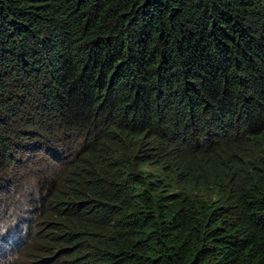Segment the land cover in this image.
<instances>
[{
    "label": "trees",
    "instance_id": "1",
    "mask_svg": "<svg viewBox=\"0 0 264 264\" xmlns=\"http://www.w3.org/2000/svg\"><path fill=\"white\" fill-rule=\"evenodd\" d=\"M55 142L9 264H264V0H0L1 201Z\"/></svg>",
    "mask_w": 264,
    "mask_h": 264
},
{
    "label": "clouds",
    "instance_id": "2",
    "mask_svg": "<svg viewBox=\"0 0 264 264\" xmlns=\"http://www.w3.org/2000/svg\"><path fill=\"white\" fill-rule=\"evenodd\" d=\"M220 129L222 130V128H220V126L217 127V129H212V128L210 129L208 126L204 127V129H201V132H200L201 135H199V140L197 141V144H196V147L198 150L196 154H198L199 151L201 153H203L204 154L203 159L208 160L207 162H210L209 164H211V162H213L214 160L218 159V158H215V159L211 160V158L214 156L212 151L219 148L218 152H220V148H222V147H221L220 142H215L214 138L209 139L208 135L210 134V132L220 131ZM206 138H208V139L206 140ZM79 142H81V141H79ZM78 143L75 144V146L72 149H67V150H65L67 148V143H65V142H55V144L52 145L51 151L55 154L54 157L57 158V160L56 159H54V160L59 162V164L56 167L52 166L51 160L47 159L45 157V154H43L45 162L42 161L43 158L37 159V165L32 169V171H33V174H37L40 176L39 181L35 185H33L34 190L31 189L26 193L25 198H17L16 199V201L20 200V203L22 201L34 203V204H32L31 210H33L35 213H32L30 219L26 220L24 222L23 228L20 227L21 229L19 228L18 230H14L15 227L18 226V223L13 224L12 221L8 220V216L4 218V216H5L4 211L0 212V219H2V221H3V223L0 225V251H2V256L0 257V264H9L10 261H13L17 258H20L19 253L27 251L28 246L32 242L31 239H34V233H36V231H33V230L36 229V227H37V220H38L37 219V213L41 210L42 196L46 195L49 191V188L46 185V181L49 179H53L56 176V173L61 172V169H60L61 163L63 162L64 159L70 157V155L73 151L75 153L80 152V150H79L80 144H78ZM217 146H219V147H217ZM51 151H47L50 157L53 156L51 154ZM39 152L43 153L42 151L35 149L33 151L32 155L33 154H39ZM196 154H195V156H196ZM203 154H201V155H203ZM32 155H30V159L23 161L21 168L18 167L19 172H20L18 175H16L14 177L13 175L16 174V172L13 170L8 174L7 178L12 181L10 187H15L16 189H23L26 187L27 182H26L24 170H25L26 163L28 161L34 159L32 157ZM61 159H62V161H61ZM203 162H206V161L202 160V163ZM44 164H46V167L43 166ZM50 168H53V169L50 170ZM42 173H49V175L45 176ZM238 174H239V176L229 175L228 177H223V178L219 179L216 183L213 184L214 187L212 186V188L218 189L220 186L222 187V185L226 182L229 184L232 180H237L238 178L242 179V175H240V173H238ZM242 181H244V180L242 179ZM240 187H236V188H240ZM236 188L231 190V192L235 191ZM9 190H10V188H9ZM231 192L227 193V195L224 199H222V197L219 198V200L217 201L218 203H214L216 201H214L213 203H210L211 201L208 200V198H209V196H208L209 193H208L207 200L205 202V209H206V206L212 207L214 204H219L220 202L221 203L224 202L225 199H227V197L230 195ZM7 194L4 196L2 201L0 200V205H2L3 202L5 203V201L7 203L13 202L12 196H9V198H8ZM217 207H220V205ZM216 208L212 207L211 209L214 210ZM31 218L33 219V222H29L31 220ZM22 220H23V215H22ZM34 224H36V225L33 226ZM9 246L11 247V249L9 251H6V249H8Z\"/></svg>",
    "mask_w": 264,
    "mask_h": 264
},
{
    "label": "rangeland",
    "instance_id": "3",
    "mask_svg": "<svg viewBox=\"0 0 264 264\" xmlns=\"http://www.w3.org/2000/svg\"><path fill=\"white\" fill-rule=\"evenodd\" d=\"M43 156L44 155L41 152H39V154L32 155L34 159L26 163L25 170H24V174H25L26 182H27L26 187L23 189H16L15 187H10V190L7 196L8 198L9 196H12L13 202L7 203L5 201V203L3 202V204L0 205V212L4 211V214H5L4 218L8 216V220L12 221L13 224L18 223V226L15 227L14 230H18L20 227L23 228L24 222L30 219L32 213H35L33 210H31L32 204H34L33 202L22 201L20 203V200L16 201V199L25 198L26 193L29 190L33 189V185H35L39 181L40 176L37 174H33L32 169L37 165V159L44 158ZM42 174L45 176L49 175V173H42ZM242 183H243L242 179L238 178L237 180H232L229 184L227 182L224 183L222 187L220 186L218 189H213L211 187L209 190L208 200L211 201L210 203H213L214 201L217 202L219 198L221 197L222 199H224L227 193L231 192V190H233L236 187H240ZM220 204L221 202L219 204H214L213 208H216ZM209 211H211V209ZM22 215H23V220H22ZM29 222H33V219L31 218ZM2 223L3 221L2 219H0V225ZM35 225L36 224H34L33 226ZM10 249L11 247L9 246V248L6 249V251H9ZM1 256H2V251H0V257Z\"/></svg>",
    "mask_w": 264,
    "mask_h": 264
}]
</instances>
